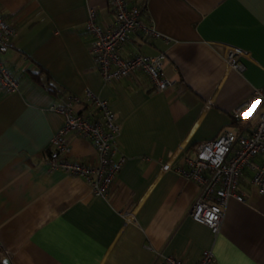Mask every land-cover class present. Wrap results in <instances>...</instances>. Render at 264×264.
Here are the masks:
<instances>
[{"label":"crops","instance_id":"crops-1","mask_svg":"<svg viewBox=\"0 0 264 264\" xmlns=\"http://www.w3.org/2000/svg\"><path fill=\"white\" fill-rule=\"evenodd\" d=\"M129 1L161 36L135 32L121 53L164 52L172 81L164 91L140 71L103 81L83 25L89 6L99 25H111L108 0H0L16 28L0 60L19 83L0 88V264H152L158 253L195 264L205 248L216 264H264V192L251 173L237 186L244 200L227 201L213 235L188 215L199 185L175 170L196 143L227 129L247 132L256 121L252 106L232 114L264 88V0ZM229 47L242 51V71L226 64ZM85 89L108 100L120 126L116 158H124L105 196L44 161L62 124L52 105ZM80 110L96 115L87 104ZM68 140L71 157L95 160L87 139Z\"/></svg>","mask_w":264,"mask_h":264},{"label":"built area","instance_id":"built-area-1","mask_svg":"<svg viewBox=\"0 0 264 264\" xmlns=\"http://www.w3.org/2000/svg\"><path fill=\"white\" fill-rule=\"evenodd\" d=\"M114 20L109 26L95 21L96 9L87 8L83 28L89 38L88 48L93 55L96 68L106 83L121 78H130L143 72L155 91H164L172 81L164 75L165 53L154 55L135 53L124 56L121 49L130 41L132 34L140 33L152 40L161 36L152 25L141 20L142 7L129 0H108ZM16 28L0 13V53L11 49ZM168 41L167 37H164ZM242 51L229 47L224 55L226 64L236 71H242L238 61ZM18 81L0 60V88L5 92L18 89ZM90 105L96 115L82 112L83 105ZM253 107L257 112L252 127L243 130H224L212 139L200 141L193 146L192 155L186 154L183 163L175 170L199 185V191L188 208V215L206 225L213 235L219 232L227 201L231 198L242 202L243 194L237 191L238 183L247 170L251 173L250 183L264 192V88L255 89L252 95L233 111V118L240 115V108ZM61 116L62 124L52 135L44 154V161L50 170L82 177L88 181L93 195L105 196L115 179L123 156L116 158L119 124L107 99L100 98L89 89L83 94H65L64 99L52 105ZM75 134L87 139L94 148L93 162L71 157L69 135ZM163 164L162 169H168ZM124 214L130 217L131 211ZM152 264H184L179 256L158 253ZM195 264H216L212 249L201 251Z\"/></svg>","mask_w":264,"mask_h":264},{"label":"trees","instance_id":"trees-1","mask_svg":"<svg viewBox=\"0 0 264 264\" xmlns=\"http://www.w3.org/2000/svg\"><path fill=\"white\" fill-rule=\"evenodd\" d=\"M31 77H32L33 79H35L36 81H39V80H38V75H37V74L31 73Z\"/></svg>","mask_w":264,"mask_h":264},{"label":"water","instance_id":"water-1","mask_svg":"<svg viewBox=\"0 0 264 264\" xmlns=\"http://www.w3.org/2000/svg\"><path fill=\"white\" fill-rule=\"evenodd\" d=\"M4 262H6V261H4Z\"/></svg>","mask_w":264,"mask_h":264}]
</instances>
